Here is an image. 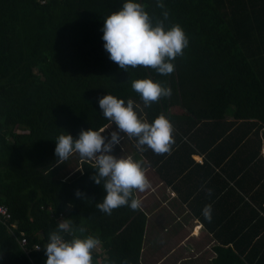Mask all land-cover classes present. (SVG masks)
<instances>
[{"label":"trees","instance_id":"16d2710c","mask_svg":"<svg viewBox=\"0 0 264 264\" xmlns=\"http://www.w3.org/2000/svg\"><path fill=\"white\" fill-rule=\"evenodd\" d=\"M140 2L153 22L167 11L166 26L179 23L189 38L167 76L145 66L125 71L109 58L103 20L124 0H0V204L9 208L19 225L17 234L24 232L30 250L27 255L0 223V264H45L48 235L64 218L86 228L84 235L100 239L95 264H151L163 257L145 260L161 249L159 236L165 239L163 232L173 222L162 221L159 227L152 222L153 231L146 201L137 209L124 205L110 215L101 212L96 205L105 192L92 179L95 161L71 154L81 167L68 177L73 170L63 172L62 164L69 157L55 155L61 133L76 138L81 130L113 123L99 106L108 92L133 99L138 114L149 122L163 112L175 126L188 120L214 125L223 135L212 144L225 139L214 152L228 141L236 122L251 123L252 129L258 125L261 134L256 130L253 135L258 149L248 152L244 168L228 175L234 184L230 192L248 191L247 179L261 169L251 187L258 189L250 196L261 217L243 201L257 221L204 222L217 240L212 264H264V0H163L164 8L159 0ZM145 77L171 86L172 95L145 105L131 87L132 80ZM229 113L232 122L226 120ZM245 135L225 159L244 151L250 138ZM36 244L41 250H34Z\"/></svg>","mask_w":264,"mask_h":264},{"label":"clouds","instance_id":"9594fccd","mask_svg":"<svg viewBox=\"0 0 264 264\" xmlns=\"http://www.w3.org/2000/svg\"><path fill=\"white\" fill-rule=\"evenodd\" d=\"M159 6L164 8L163 0H159ZM168 16L169 13L164 11L162 18L153 22L140 0H124L118 11L103 20V46L109 58L125 71L128 67L145 66L164 76L172 73L173 61L183 55L189 38L179 23L166 26ZM131 87L147 106L161 97H170L173 91L171 86L151 77L132 80ZM99 106L102 115L116 125L117 130L111 132L110 138L104 135L105 128L81 130L76 138L65 131L66 134L61 133L56 138L55 155L66 160L71 154L79 153L82 158L95 161L92 179L102 185L105 192L96 205L101 212L110 215L115 208L124 205L137 209L141 201L136 192H143L151 186L145 162L132 155L117 157L112 154L114 147L120 143V134L123 133L136 138L140 152H144V146H147L158 154L168 153L175 144L174 126L163 112L151 122L143 119L133 99L125 101L109 92L99 99ZM80 195L82 193L78 191L77 196ZM211 210L210 204L203 209L208 220L212 218ZM85 232L86 228L75 226L71 218L59 220L44 246L45 264H95L93 252L101 241L93 234L84 235Z\"/></svg>","mask_w":264,"mask_h":264},{"label":"crops","instance_id":"0c3cea01","mask_svg":"<svg viewBox=\"0 0 264 264\" xmlns=\"http://www.w3.org/2000/svg\"><path fill=\"white\" fill-rule=\"evenodd\" d=\"M226 120L234 121L232 113L226 115ZM192 122L191 120L181 121L179 125H173L175 144L172 145L171 151L168 153L158 154L147 146H144L146 149L144 152H140L136 147V138L130 136L128 138L129 155L136 159H142L147 168L146 175L151 186L143 192L139 191L138 199L141 203L146 201L144 210L148 214V221H171L170 225L173 222L171 227L175 225V228L172 230L168 226V230L163 232V234L171 233L170 238H178L186 228L190 233L194 232L193 235L190 234L191 238H197L204 234L209 240L206 244L207 248L192 257L190 262V259L184 261L185 259L177 257L176 249L179 248L177 246V248L168 247L169 251L159 261L151 264H212L215 257L213 248L217 244V240L207 229L204 221H257L253 210L259 211L261 217V209L250 201V196L258 189L255 187L251 190V187L261 174V169L256 174L252 173L253 176L247 179L244 186L248 191L235 188L236 193L230 192L229 190L234 187V184L228 175L229 173L233 175L234 172L244 168L248 152H256L258 149V139L253 136L256 130H259L261 134L258 125L252 129L251 123L236 122L227 132L230 137L227 139L228 141L222 148L214 152L216 146L225 139L219 140L215 145L212 144V141L223 133L217 130L214 125L206 126L207 122L205 121ZM243 133H247L245 136L250 137L245 139L244 151H233L225 159V153L242 138ZM126 136V134L125 136L122 134L121 141L126 139ZM255 141L257 143H254ZM239 146L241 143L237 147ZM121 151L120 156L128 155L123 148ZM237 153H240L238 157ZM261 154L264 158V146L260 150V157ZM235 156L237 158L232 161ZM159 158L162 159L161 169L158 171L159 163H156ZM200 160L203 162L201 163ZM239 178L240 176L237 179ZM239 196L242 197L241 200H239ZM243 201L249 202L254 209L251 210L250 207L243 206ZM209 204L212 206L211 220L203 215L204 207ZM150 210L152 212H149ZM159 211L162 213L160 219H158ZM183 247L190 246L184 245ZM194 250L192 248L191 252L193 253ZM209 252L214 255H207L206 253ZM203 259L204 263H202Z\"/></svg>","mask_w":264,"mask_h":264},{"label":"rangeland","instance_id":"374dc122","mask_svg":"<svg viewBox=\"0 0 264 264\" xmlns=\"http://www.w3.org/2000/svg\"><path fill=\"white\" fill-rule=\"evenodd\" d=\"M105 129H106V131H105L104 135L109 137V138L111 136V132L114 131V130H117L116 125H114L113 123L108 125V127H106ZM122 134L123 133H121L120 135H122ZM128 138H129V136L127 135L126 139H123L122 141H120V143L117 144L114 147V150H113L112 154H114L117 157H119L120 156V152H122L121 148H123L126 151V153L129 155L130 154V150H129V148H127L129 146ZM79 156H80V154H79ZM62 167H64L65 169H63ZM62 167L61 168L63 169V172L69 173V172H71L73 170V172L69 174V176H71L75 171H77L76 167L80 168L81 166H80V162L77 160L76 156L73 155V156L69 157L65 161L64 164H62ZM149 212H152V210H150ZM159 213L160 214L158 216V219H160V217H162L161 211H159ZM152 222L157 227H159V225L161 224L162 221H148V226L152 227ZM174 228H175V225H173L171 227L172 230ZM152 230L155 231L153 227H152ZM191 233L188 230H186V228H185V230H183V232L181 233V236H179L178 238H174V237L170 238L169 235L171 233H164L163 236L164 235L166 236L165 239L162 238L161 236H159V240H158V243L159 244L161 243V245H160V247L162 246L161 249L159 251H156L152 256H149V258H147L145 260L150 261V260H152V258L153 259L154 258H159L161 256V254H165L166 252L169 251L168 247L169 248H177V246H178L179 248L176 249L177 250V254L176 255H178L177 257H179V258L180 257H194L195 255H198V254L202 253L205 250V248H207L206 244L209 242L208 237L205 236L204 234H201L197 238H191L190 236L193 235L194 232H191ZM158 235H160V234H158ZM184 245H188V246L194 248L195 250L193 251V253L192 252L189 253V252L186 251V248L183 247ZM96 249L100 250L99 246ZM149 250L150 249H148V251ZM207 251H210V250H207ZM206 254L210 255V256L214 255V254H212V252H209V253H206ZM150 262L152 263L153 261H150ZM204 262L205 261L203 259L202 263H204Z\"/></svg>","mask_w":264,"mask_h":264},{"label":"built area","instance_id":"2783aa9c","mask_svg":"<svg viewBox=\"0 0 264 264\" xmlns=\"http://www.w3.org/2000/svg\"><path fill=\"white\" fill-rule=\"evenodd\" d=\"M200 162L202 163L203 160H200ZM48 210L53 211L52 207H48ZM60 217H63V214H61ZM0 223L8 228L11 236L18 241L20 247L25 251L27 255H29L30 250L28 248V238L22 231L19 232V235L17 234V231L19 230L18 222L13 221L12 213L10 212L9 208L3 204H0ZM34 250H41V246L39 244H36L34 246Z\"/></svg>","mask_w":264,"mask_h":264}]
</instances>
